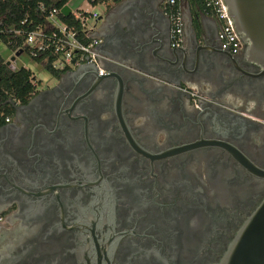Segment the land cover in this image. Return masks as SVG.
Returning a JSON list of instances; mask_svg holds the SVG:
<instances>
[{
  "label": "flooded vegetation",
  "instance_id": "1",
  "mask_svg": "<svg viewBox=\"0 0 264 264\" xmlns=\"http://www.w3.org/2000/svg\"><path fill=\"white\" fill-rule=\"evenodd\" d=\"M180 0L182 88L124 55L166 0H108L106 71L48 72L0 125V264H221L264 200V69L223 50L219 20ZM207 33V34H206ZM226 53L229 51L225 50ZM261 171V172H259Z\"/></svg>",
  "mask_w": 264,
  "mask_h": 264
},
{
  "label": "water",
  "instance_id": "2",
  "mask_svg": "<svg viewBox=\"0 0 264 264\" xmlns=\"http://www.w3.org/2000/svg\"><path fill=\"white\" fill-rule=\"evenodd\" d=\"M223 2L233 20V28L243 43L245 55L264 69V0H223ZM190 8L189 4V10ZM71 10L68 4L62 7L65 16H68ZM98 19L101 20L102 16ZM162 32L159 20L154 19L150 23H144L134 40L125 45L123 54L144 55L155 69L163 72L161 75L138 68L137 71L142 77L151 80L157 78V82L182 88V60L186 55H200V53L187 42L179 46L173 45L172 39L165 38ZM201 39L204 42L201 47L206 54L232 55L230 52L226 53L225 50H217L208 45V35H202ZM23 52V49L16 51L7 61V65ZM99 52L101 55H110L102 50ZM81 67L98 70L94 64H85ZM221 264H264V200L241 227Z\"/></svg>",
  "mask_w": 264,
  "mask_h": 264
},
{
  "label": "built area",
  "instance_id": "3",
  "mask_svg": "<svg viewBox=\"0 0 264 264\" xmlns=\"http://www.w3.org/2000/svg\"><path fill=\"white\" fill-rule=\"evenodd\" d=\"M205 3L206 11L214 15L220 22L218 37L221 48L232 54L239 53L243 43L233 28V20L223 0H205ZM166 6L172 21L173 45H182L185 35L180 0H166ZM60 13H62V8L55 7L51 9L44 23L37 25L26 33L23 29H15L17 34H25V44L29 47L27 52L24 51L27 56L40 69L47 72L77 69L85 64L96 65L100 73L106 71L101 62L103 56L98 49L99 40L94 36L100 13L96 10H71L69 15H72L73 18L69 22L64 21L59 16ZM25 22L22 21L23 24ZM9 66L13 70L17 69L14 62ZM31 70L36 76V81H34L36 86L40 81L37 78V74L40 72L35 68Z\"/></svg>",
  "mask_w": 264,
  "mask_h": 264
},
{
  "label": "trees",
  "instance_id": "4",
  "mask_svg": "<svg viewBox=\"0 0 264 264\" xmlns=\"http://www.w3.org/2000/svg\"><path fill=\"white\" fill-rule=\"evenodd\" d=\"M70 0H0V40L12 51L21 49L28 51L25 44V34H17L15 29L27 31L44 23L47 14L53 8H62ZM92 4L105 3L108 0H90ZM193 4H202L206 9L205 0H190ZM179 6V4H178ZM43 7V8H42ZM59 16L69 22L73 16ZM22 21H26L24 24ZM38 60L40 58L37 57ZM48 68L50 66L47 65ZM52 72H57L52 70ZM36 76L33 71L25 66L15 70L7 65V60L0 54V125L5 122V117L13 112L9 100L26 101L35 90ZM38 82V81H37Z\"/></svg>",
  "mask_w": 264,
  "mask_h": 264
},
{
  "label": "rangeland",
  "instance_id": "5",
  "mask_svg": "<svg viewBox=\"0 0 264 264\" xmlns=\"http://www.w3.org/2000/svg\"><path fill=\"white\" fill-rule=\"evenodd\" d=\"M68 5L71 7V9L73 11H76L78 9H85V10H89V11L90 10H96L100 14H103L107 10V5L105 3H98L96 5H93L89 0H70ZM4 48H7V47H5L4 44H1L0 51H2ZM7 51H8L7 54H4V55H14L13 52L9 48ZM2 53H5V51H2ZM23 58L26 59L27 56L26 55L20 56V57H18L17 61H19V60L22 61ZM44 71H45L44 69H42V72L40 70L39 72H41V73L37 74V78L39 80H42V83L45 85L48 82H50L49 81L50 77L47 74V72H44Z\"/></svg>",
  "mask_w": 264,
  "mask_h": 264
},
{
  "label": "crops",
  "instance_id": "6",
  "mask_svg": "<svg viewBox=\"0 0 264 264\" xmlns=\"http://www.w3.org/2000/svg\"><path fill=\"white\" fill-rule=\"evenodd\" d=\"M189 2H190L189 3L190 6L191 5L193 6V3L191 1H189ZM186 42H187V40L184 38V44ZM1 44H4V43L0 41V46H1ZM5 47H7V46L5 45ZM7 50H8V47L7 48H4L2 51H5V53H2V51H0V54L4 57V59H6L8 61L13 55H4V54H7V52H8ZM13 54H14V52H13ZM23 55H26L27 56V54L25 52H23L20 56H23ZM20 56H18V57H20ZM18 57L13 61L16 64V67L17 68L22 67V66H26V67H29L31 69L32 68H35V69H37V71H40L41 70V72H42V69H40V67H38V65H36L28 56H27L26 59L23 58L22 61H20V60L17 61L18 60ZM44 72H47V71H44ZM47 74H48V72H47ZM154 79H155L154 81H156V82L158 81L157 78H154Z\"/></svg>",
  "mask_w": 264,
  "mask_h": 264
}]
</instances>
